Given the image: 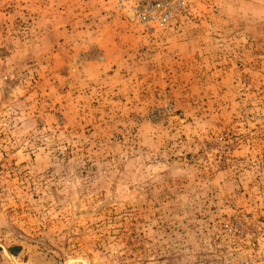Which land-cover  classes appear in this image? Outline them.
Listing matches in <instances>:
<instances>
[{
  "label": "rangeland",
  "instance_id": "1",
  "mask_svg": "<svg viewBox=\"0 0 264 264\" xmlns=\"http://www.w3.org/2000/svg\"><path fill=\"white\" fill-rule=\"evenodd\" d=\"M0 264H264V0H0Z\"/></svg>",
  "mask_w": 264,
  "mask_h": 264
},
{
  "label": "built area",
  "instance_id": "2",
  "mask_svg": "<svg viewBox=\"0 0 264 264\" xmlns=\"http://www.w3.org/2000/svg\"><path fill=\"white\" fill-rule=\"evenodd\" d=\"M125 14H132L149 34L166 27L184 10L187 0H116Z\"/></svg>",
  "mask_w": 264,
  "mask_h": 264
}]
</instances>
